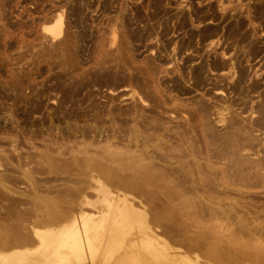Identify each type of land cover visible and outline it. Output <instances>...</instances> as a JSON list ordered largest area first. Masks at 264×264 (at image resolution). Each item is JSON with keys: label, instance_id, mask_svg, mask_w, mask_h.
<instances>
[{"label": "rangeland", "instance_id": "obj_1", "mask_svg": "<svg viewBox=\"0 0 264 264\" xmlns=\"http://www.w3.org/2000/svg\"><path fill=\"white\" fill-rule=\"evenodd\" d=\"M77 124L170 172L130 192L174 246L264 264V0H0V144Z\"/></svg>", "mask_w": 264, "mask_h": 264}, {"label": "bare ground", "instance_id": "obj_2", "mask_svg": "<svg viewBox=\"0 0 264 264\" xmlns=\"http://www.w3.org/2000/svg\"><path fill=\"white\" fill-rule=\"evenodd\" d=\"M83 127L70 129L94 139L82 149L24 150L18 138L9 148L0 144V264H233L225 245L207 249L203 261L159 234L130 191L147 192L157 180L163 187L170 172L141 160L127 166L130 153L108 149L114 141L101 149L100 129ZM159 212L160 223L182 217Z\"/></svg>", "mask_w": 264, "mask_h": 264}]
</instances>
